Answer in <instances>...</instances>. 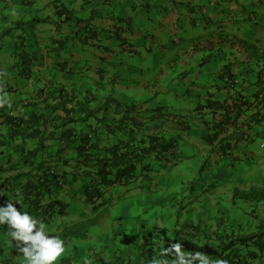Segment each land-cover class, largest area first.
<instances>
[{
  "label": "trees",
  "instance_id": "trees-1",
  "mask_svg": "<svg viewBox=\"0 0 264 264\" xmlns=\"http://www.w3.org/2000/svg\"><path fill=\"white\" fill-rule=\"evenodd\" d=\"M34 1L2 0V8L10 11L12 4H18L21 7L19 10L34 7L37 12H45L47 15L43 18H33L32 14H24L22 18L33 29L40 21L49 23L50 36L55 38L50 39L48 47L57 51L69 47L74 54L81 52L89 55L83 65L85 76L78 79L79 83L73 86L68 82L63 85L48 84L44 86L46 90L43 87L33 90L34 97L24 103L28 112L13 113L14 101L10 106L0 108V129H4L6 140L14 141L21 161L20 166L9 164L8 169H4L17 172L0 181V188L10 181L31 176L20 186L23 202L45 221L54 207H60L57 213L62 216L64 204L54 199L42 205L44 194L50 195L54 189L58 191L63 183L71 184L75 178L83 176L82 192L93 214L69 223L52 235H59L65 244L75 239L86 240L91 227L105 217L108 206L113 202L115 196L110 188L114 185L125 186L139 179L141 186L150 190L152 173L158 171L159 163L176 165L186 158L180 154V142L182 136L192 129L193 123L202 122L208 127L201 140L210 149L207 156L205 151L200 172L206 167L208 156L214 153L219 159L257 163L251 145L258 137V133L254 132L256 128L264 127V41L230 34L219 30L217 24L215 28L210 27L212 24L204 13V0H141L134 13L146 16L148 26L142 29L148 42L139 46L138 42L129 40L130 19L126 18L124 22L116 21L110 28V34L119 36L122 46L121 49L110 50L103 44L101 29L92 21L93 11L84 7L88 0H82L76 8L66 7L56 0L47 6L35 7ZM231 1L206 2L212 3L213 9H217V3H223L225 6L221 9L228 11L227 5ZM154 9L161 17L150 15ZM12 29L10 26L3 33L8 35ZM19 31L16 35L18 39L12 44L14 62L11 67L22 65L18 75L29 81L35 72L33 67L36 62H33V55L29 56L26 52L29 46L27 37L22 34L24 31ZM0 42L2 50L4 44L2 40ZM142 50L151 56L154 52L158 53L155 68L144 72L127 61V66L124 64L119 70L122 53L139 56ZM226 50L228 54L221 67L212 64L213 67L209 68L212 80L209 83L195 81L197 70L202 71L205 64ZM93 58L98 60L95 67L92 66ZM62 65L63 73L71 80L74 67L65 63ZM192 79L195 80L188 83ZM168 81L178 84L180 81L186 87L184 90L169 88L165 85ZM1 83L5 85V92L12 91L11 84L4 80ZM26 87L22 86L21 90ZM21 90L20 94L29 93ZM191 94L195 98L192 106L184 102ZM158 95L163 103L154 102ZM168 95L171 96L169 99ZM40 96L46 98L36 103L35 99ZM152 121L156 123L150 129L147 125ZM78 124H81L80 127L76 126ZM28 140L34 142L30 147L25 146ZM47 149L53 151L45 155ZM66 149H72L74 155L65 157ZM150 158L154 163L149 162ZM232 187L233 202L239 199L255 203L264 201L263 186ZM182 209L177 210V222ZM183 227L173 230L171 243L179 241L187 248L191 237L185 236L184 229L190 228L189 235L192 236L198 227L190 222ZM262 234L221 229L216 233V256L228 264H244L238 248ZM256 247L259 250L258 259L263 261L264 242ZM165 248L149 250L145 264L164 258ZM10 254L11 258L0 264H19L12 259L23 257L17 251L15 242L10 244ZM65 258L61 257L59 264H84L86 258L92 264H129L121 255L113 253L106 259L94 251H88L82 259L78 256L72 263Z\"/></svg>",
  "mask_w": 264,
  "mask_h": 264
},
{
  "label": "crops",
  "instance_id": "crops-1",
  "mask_svg": "<svg viewBox=\"0 0 264 264\" xmlns=\"http://www.w3.org/2000/svg\"><path fill=\"white\" fill-rule=\"evenodd\" d=\"M56 1L64 3L66 7L71 6L76 8L80 6L82 0ZM139 1L141 0H88L85 3L84 7L93 11V23L98 29H101L100 35L103 38V44L109 46L110 50H118L122 47H120L121 40L119 36L110 34L112 32L110 28H112V25L116 21L121 22L120 20H122L124 22L126 18L130 19L128 22L131 29V35L128 36L129 40L134 41V43L138 42L139 46L148 42V39L143 36L144 32L142 29L148 26L147 20L145 19L146 16L143 14L136 15L134 13ZM206 1L210 0H204V13L207 20L212 24L210 27L215 28L214 26L217 24L219 30L223 29L230 34H239L247 39L264 41V0L257 2L255 0H232L227 5L228 11L221 9L225 6L223 3H217V9H213V4L207 3ZM51 2L52 0H35L34 4L35 7H41L47 6ZM10 7L13 11L15 9L17 11L19 10L16 6L12 5ZM150 15H158L161 17V14H158L155 9L150 11ZM18 16L22 17L23 15L19 14ZM37 27L40 30L37 29L36 33H42L44 37H34L36 43L43 41L45 44H49L50 39L54 40L55 37L50 36L51 31L49 30L51 29H43L41 26ZM17 34L15 33V36ZM39 49L42 51L41 47ZM57 50L51 46H46L40 58H36V55H33L36 62L34 64L37 65V68L36 71L34 70L32 79L29 81L18 75V72H21L19 66H9L6 68L5 62L10 60V55L1 54L0 52V83L4 80L11 84L12 91L7 93L9 94L10 101H14L13 113H22L23 110L29 111L25 104L27 100L34 97L32 95L35 89L37 90L39 87H43L46 90L44 86H48V84L63 85L65 83L67 84V82L71 84L70 86H73L79 83L78 79L80 80L81 76H85L86 71L83 72V65L87 56H89L86 55L87 53L77 52L74 54L69 47L63 48L61 51ZM108 51L106 50V52ZM227 54L228 51L226 50L217 56L213 60V65L221 67ZM121 58L122 64L118 66L119 70H122L121 68L124 64L127 66L126 63L128 61L129 64L136 66L138 69L148 72L152 68H155L159 55L157 52H154L151 56L142 50L139 56H128L122 53ZM39 60L42 63H40L41 61L38 63ZM97 61L95 58L92 59L93 67L97 66ZM13 62L11 60L9 64ZM64 63L65 65L74 67L72 69L74 71V74L72 73L73 77L72 74L69 77H72L71 80L67 79L65 72L63 73L62 71V67H64L62 64ZM213 65L209 64L206 68L203 67L202 71L198 69L199 75H196L197 79H192L188 83H191L193 80L200 83H209L212 80L209 68L210 66L213 67ZM194 70L195 68L192 71ZM52 71L54 74H52L51 78L50 73ZM46 74L50 77L48 80L49 83L46 82ZM179 83L181 85L168 81L165 85L169 86V88L175 89L176 87H180L184 90L186 84L180 81ZM24 85H27V87L21 90V87ZM52 87L48 89L51 90ZM20 90L22 92L29 91V93L20 94ZM192 93L195 94L196 92L192 91ZM194 94H191L185 99L184 102L187 105L192 106L195 102ZM170 97L168 95V99ZM45 98L46 96L37 97L35 102L38 103V101H42ZM154 102L163 103L161 96L158 95ZM154 123L156 121L149 122L147 126L150 127ZM203 124L202 122L193 123L192 129L188 134L182 136L180 154L188 155L187 158L178 162L176 165H170L168 163V165L165 163L158 164V171L152 173L150 190H147L145 186H141L142 181L139 179L125 186L114 185L110 188L113 196H115L113 202L108 206V209L112 213L116 214L120 212L119 216L122 214L128 216V211L131 209L134 210L133 214L130 213L132 218H136L133 222L134 227L131 222L129 224L127 223L129 228L134 230L133 233H125L126 228L121 231V223L118 224V230L116 231L113 219L108 218L109 223H107L105 215V218L103 217L96 225L91 227L86 240L78 241L75 239L65 244L66 252L62 257H66L65 260L68 259L72 263L78 256L79 259H82L87 255L88 251H94L106 259L115 253L127 259L129 264H145L146 254L149 250L155 251L159 247H168L173 240V230L177 227H183L186 222H190L194 225L196 224L198 230L192 236L189 235L190 228L184 229L183 231L185 236L191 237L189 238L187 248L183 247V250L189 255L199 251L209 255L212 260L219 259L216 256V246L218 243L216 233L221 229H232L235 233L262 232L263 234L260 237H256V240L254 239L245 246H240L238 253L241 255V259L245 263L247 262V264H264V260L261 261L257 257L259 250L256 247L260 242H264V201L255 203L241 199L234 202L232 200L233 185L241 187H249L251 185L264 187V149L259 148V143H256L254 140L251 145V151L254 153L253 157L258 159L257 163L219 159L216 153L210 154L206 162V169L200 172L199 167L203 162L202 157L205 154L204 151H206L207 156L210 149L201 140V137L208 132L207 124ZM80 125L78 124L76 126L80 127ZM254 132L258 133V137L255 138L257 140L260 139L259 142H263L264 127L259 126ZM5 136L4 129H0V181L5 180L9 174L13 176L17 172V170L6 171L9 164L20 166L21 163L19 157L20 151L16 149L14 141L6 140ZM33 143V141L28 140L25 146L30 147ZM20 146L22 145H18V147ZM50 151L52 152L53 150L47 149L44 151V154L46 155ZM73 155L72 149L65 150V157H71ZM149 162L154 163L151 158ZM22 170H25V168H22ZM30 178L31 176H25L20 181H10L0 188V192H2L0 195V206L5 205L9 198L17 192L21 194L22 190L20 186ZM73 181L71 184L63 183L58 191L54 189L55 191L53 190L50 195L45 193L41 199L42 205L54 199H58L61 204L63 203L65 212L63 216L69 217L66 220L69 223L77 222L93 214L91 206L85 201V194L82 192L83 180L81 177H78ZM68 189L71 191V193L69 192L70 194L68 193ZM184 195L188 196L184 202H188L186 206L188 209H184V206L179 202ZM122 201L125 205L124 208L120 207ZM221 202H224L225 205H221L216 209ZM13 203L16 202L13 201ZM66 204L70 205L68 206ZM16 206L18 210L23 206L26 211L32 214L29 205L23 202V197L22 205L17 203ZM179 208H183L187 212L183 211L184 213L182 212V216L179 215L177 222V210ZM61 217L58 214H51L43 221L51 229L50 235L58 232L62 228V225L57 222V219ZM176 223L178 225H175ZM7 228V224L0 226V262L9 257L11 258L10 244L14 241H9L6 235ZM167 258L171 259L172 256L170 255ZM12 259L19 264H24L23 257L16 256ZM196 264H199V262L196 261Z\"/></svg>",
  "mask_w": 264,
  "mask_h": 264
},
{
  "label": "clouds",
  "instance_id": "clouds-1",
  "mask_svg": "<svg viewBox=\"0 0 264 264\" xmlns=\"http://www.w3.org/2000/svg\"><path fill=\"white\" fill-rule=\"evenodd\" d=\"M5 105L10 106L11 101L9 94L4 91L3 84L0 83V108ZM261 144H264V141L259 144V148L264 149V145ZM187 156L185 155L186 158ZM17 203L22 205V195L19 192L11 196L5 205L0 206V226L7 224L6 235L10 242H15L17 251L23 254L24 264H59L66 252L65 240L59 235H50L51 229L32 209H30L32 214L23 206L18 210ZM58 208L60 207H54L52 214H58ZM168 254H171V259L167 258ZM162 255L164 258L153 259L150 264H194L196 261L199 264H228L225 260H212L209 255L199 251L189 255L179 241L166 247ZM84 264H92V261L86 258Z\"/></svg>",
  "mask_w": 264,
  "mask_h": 264
},
{
  "label": "rangeland",
  "instance_id": "rangeland-1",
  "mask_svg": "<svg viewBox=\"0 0 264 264\" xmlns=\"http://www.w3.org/2000/svg\"><path fill=\"white\" fill-rule=\"evenodd\" d=\"M2 3H3L2 0H0V13H1L0 14V33L2 34V36H0V40L3 41V44L4 45L2 46V50H0V52H1V54H10V60L5 62L6 63L5 64L6 68H8L9 66H11V64H9V63H11V60H12V62L14 60L13 59L14 58V55L12 54V51H13L12 44H13V40L18 39L15 36V33L21 32V31H19L20 29H22V31H24V32H22V34H23L24 37H27V40H28V46L29 47H27V49H26V52L28 53V55L29 56L36 55V58H40L41 57V53L44 51V48L47 46L48 43L45 44L43 41H39V42L36 43L34 37H44V36L42 35V33H35V34H33V33L36 32L37 29L40 30V28H38L37 26H41V28H43V29H48L49 23H43V22L40 21V23H38L35 26L36 29H33L34 27H31L30 26V23L26 19H23L22 17H19L18 15L19 14H21V15H24V14H32L33 15V18H35V17L43 18L46 13L43 12V11L37 12V10L35 11L34 7H28L27 10H18L17 11L15 9L14 11L13 10L8 11L5 8H2ZM12 5L13 6H16L17 8H21L20 5H18V4H12ZM29 9H31V10L29 11ZM50 13H51V11L49 12V14ZM10 26L13 29L8 33V35H9L8 36L7 34H4L3 32L5 31V29H7ZM58 37L59 36H56V38H58ZM52 45L55 46L54 43ZM39 47H41V50L42 51H40ZM44 56H45V53H44ZM32 59H33V57H32ZM40 61L41 60H39L38 63ZM33 62H34V59H33ZM40 63H42V61ZM209 64H213V61H211L210 63H207V65H209ZM207 65L205 64V68H206ZM18 66H19V68L22 67V65H19V64H18ZM36 68H37V65H35V67L33 68V70L36 71ZM50 74H51V78H52V74H54L53 71ZM45 78H46V82L49 83L48 80H49L50 77H49L48 74H46ZM85 81H86V83L88 82L87 78H85ZM255 141H256V143H259V144L262 142V141L259 142L260 139L257 140V138H255ZM82 177L83 176H81V178ZM69 192L71 193V191L68 189V193ZM187 198H188V196L187 195H184L179 200L180 204L184 206L183 207L184 209H188L186 207L188 202L184 203L187 200ZM66 205L69 206L70 204H66ZM221 205H225V203L224 202H221L220 204H218V206L216 207V209H218ZM120 207H122V208L125 207L123 201H122V204H121ZM133 211H134L133 209L129 210L128 211V216H126L124 214H122V215L119 216L120 212L114 214V213H112L108 209L105 212V214H106V221L108 223L109 222V219L108 218H112L113 221H114V224H115V230L116 231L118 230V228H117L118 227V224L121 223L120 224L122 226V229H120L121 231L126 228L125 233L126 232L133 233L134 230H131L129 228V226L127 225V223L129 224L131 222L132 223V226L134 227L133 222L136 220V218H132L131 217V214H133ZM183 211L184 212H187V211H185V210L182 209V211L180 212V215L181 216L184 213ZM116 212H117V210H116ZM207 215L210 216L209 213H207ZM88 217H90V216H88ZM88 217H85L84 219H86ZM67 218H69V217H66V216H63L62 215V217L60 219H57L58 224H61L62 227L67 226L69 224V222H66ZM81 220H83V219H80L78 221H81Z\"/></svg>",
  "mask_w": 264,
  "mask_h": 264
},
{
  "label": "built area",
  "instance_id": "built-area-1",
  "mask_svg": "<svg viewBox=\"0 0 264 264\" xmlns=\"http://www.w3.org/2000/svg\"><path fill=\"white\" fill-rule=\"evenodd\" d=\"M264 144H261V146H263Z\"/></svg>",
  "mask_w": 264,
  "mask_h": 264
}]
</instances>
